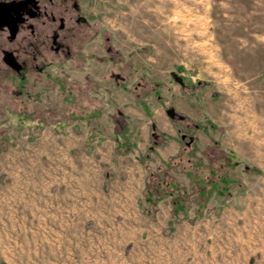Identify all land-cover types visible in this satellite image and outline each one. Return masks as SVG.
I'll use <instances>...</instances> for the list:
<instances>
[{"label": "rangeland", "instance_id": "1", "mask_svg": "<svg viewBox=\"0 0 264 264\" xmlns=\"http://www.w3.org/2000/svg\"><path fill=\"white\" fill-rule=\"evenodd\" d=\"M77 2L103 30L88 51L58 58L24 83L0 69V264H264V0ZM62 84L103 104L101 117L66 123ZM28 92L38 101H27ZM22 102L46 118L42 126L19 113ZM170 108L184 118H170L178 151L188 131L198 154L217 142V157L238 161L237 182L219 179L230 172L218 169V158L204 165L218 170L210 197L180 166L168 169L183 191L177 211L170 196L153 206L144 196L150 172L178 152H159L172 135L156 116ZM51 109L60 121H50ZM117 118L134 143L123 154H115ZM106 140L115 141V163L129 155L143 170L130 210L102 196L113 169L83 171L81 157Z\"/></svg>", "mask_w": 264, "mask_h": 264}, {"label": "flooded vegetation", "instance_id": "2", "mask_svg": "<svg viewBox=\"0 0 264 264\" xmlns=\"http://www.w3.org/2000/svg\"><path fill=\"white\" fill-rule=\"evenodd\" d=\"M94 35L103 36V30L88 20L77 0H0V69L18 74L22 83L58 58L73 61ZM175 117L184 121L180 113ZM181 136L192 138L186 132Z\"/></svg>", "mask_w": 264, "mask_h": 264}, {"label": "trees", "instance_id": "3", "mask_svg": "<svg viewBox=\"0 0 264 264\" xmlns=\"http://www.w3.org/2000/svg\"><path fill=\"white\" fill-rule=\"evenodd\" d=\"M26 94L28 97L31 95V93L29 94V92ZM30 97L27 99V101H38V98L35 97L33 98L34 100H31ZM60 102V105L65 106L63 109L64 112L62 111L63 114L61 116H64L63 119L66 120V123H71L76 120H85L87 122H91L94 119H98L99 117H101L104 112L103 104L96 106L93 104L92 101L86 98V96H76L72 87L66 88L63 84L60 88ZM22 104H24V102L20 103L19 113L21 115L26 116V118L31 117L34 119V117H37L39 119L37 126H42L41 121H44L46 118L44 116L41 117V115L39 114L35 115L34 111H30L28 109L30 104ZM143 105L146 109L145 111H148V106L146 105V103H144ZM47 115H49V119L52 122H58L60 121V119H62L56 118L57 113L55 109L49 110ZM119 115L122 116L121 112L119 113ZM116 122V126L118 127V133L115 139L117 142L115 154H123L131 151L134 147V143L128 137V125L125 124L120 118H117ZM185 124L186 126L191 127L190 124ZM196 126L199 127V124L196 123L195 128ZM38 130H40V128H38ZM184 132L189 133L188 131ZM189 134L192 136V138L182 139L183 145L181 147V150H179L175 155L169 157V159L165 163V165L168 166H165V168L161 167L158 169V171H151L150 175L147 177L146 187L144 189V196L146 201L150 203V206L156 205V203L160 199L170 196L172 197V203L174 207H176V211L177 206L182 208L181 198L183 196V191H181V185L174 180L173 175L168 171V169L173 168L174 166H180L184 174L192 178V180L195 182V186H197L199 190L198 192H200V195L202 196L210 197V195H212V190L217 188L218 170L215 168V170L213 168L208 169L206 168L207 166H204L214 164L217 161V158L219 159V168H217L219 170L222 169V165L224 164L225 169L230 172V174L228 173L227 176L219 177V179H221L225 183L228 181H238L233 173L236 165H238V161H234L233 156H231L230 154L226 155L224 152H222L223 155L220 158L217 157L215 153L217 142H214L213 147H209V149L207 148L203 150L202 155L198 154V148L195 143L196 138L191 133ZM152 137L154 138V143L156 145L158 143L157 138H159V134L155 129V125H153ZM186 167L188 169H186ZM205 168L208 169L209 172L204 173ZM219 173L222 175L221 172ZM151 209L146 208V214L151 215V213L154 212Z\"/></svg>", "mask_w": 264, "mask_h": 264}, {"label": "crops", "instance_id": "4", "mask_svg": "<svg viewBox=\"0 0 264 264\" xmlns=\"http://www.w3.org/2000/svg\"><path fill=\"white\" fill-rule=\"evenodd\" d=\"M165 113L169 118L167 116L165 118L163 113H161V111L158 113L159 115H157L156 118H159L158 120L160 121L161 129L164 132L172 135V138L170 139L168 145L164 146L163 148H160L159 151L160 153H162V155H164L163 156L164 158H167L169 155H172L173 153L178 151L179 143L174 138L176 136L177 129L171 124L172 117L169 116L167 110H165ZM48 132H49L48 136H51V132H52L51 129H48ZM72 132H73V128H70L69 129L70 135H72ZM64 147H66V150H68L69 148L73 149L72 148L73 143L70 142ZM114 147H115V141L112 140L103 141L100 145L97 144L95 147V155L93 157H89L87 155H83L81 157V159L85 161V163L83 164V171H86L89 174L91 172L90 170L100 172L101 170H104L106 168L113 169L116 175L113 178V180L110 181V191L107 194H103L102 196L106 197L109 203L113 204V206L116 205L122 207L123 210H130L129 203L131 197L135 199L137 196V192L138 191L140 192V188H137V186L141 179H139L137 173L139 172L140 176H143L144 173L136 162H133L128 158L129 155L119 156L118 157L119 161L115 163L113 161V154H112ZM68 153L70 158L72 159V155L70 154L69 150ZM106 164H108V167L106 166ZM122 172L124 175H122ZM119 173L120 175H117ZM82 179H85L83 175H82ZM84 181L85 180H82V184L84 183ZM87 181L89 182V178L87 179ZM123 200L128 202L125 204L121 203ZM110 204L107 203V205ZM103 210H107V207L104 208Z\"/></svg>", "mask_w": 264, "mask_h": 264}, {"label": "water", "instance_id": "5", "mask_svg": "<svg viewBox=\"0 0 264 264\" xmlns=\"http://www.w3.org/2000/svg\"><path fill=\"white\" fill-rule=\"evenodd\" d=\"M167 113H168L169 116H171L172 118H173V117L175 116V114H176L175 110H173L172 108L167 109ZM184 136H186V135H182L181 137H182V138H185Z\"/></svg>", "mask_w": 264, "mask_h": 264}, {"label": "bare ground", "instance_id": "6", "mask_svg": "<svg viewBox=\"0 0 264 264\" xmlns=\"http://www.w3.org/2000/svg\"><path fill=\"white\" fill-rule=\"evenodd\" d=\"M180 240V239H179ZM175 243H177V242H175Z\"/></svg>", "mask_w": 264, "mask_h": 264}]
</instances>
